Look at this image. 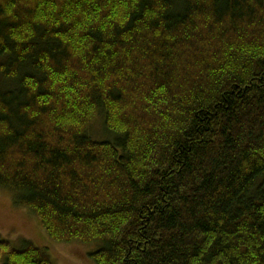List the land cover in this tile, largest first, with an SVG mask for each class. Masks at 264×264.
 Masks as SVG:
<instances>
[{"label": "trees", "instance_id": "obj_1", "mask_svg": "<svg viewBox=\"0 0 264 264\" xmlns=\"http://www.w3.org/2000/svg\"><path fill=\"white\" fill-rule=\"evenodd\" d=\"M0 190L95 264H264V0H0Z\"/></svg>", "mask_w": 264, "mask_h": 264}, {"label": "rangeland", "instance_id": "obj_2", "mask_svg": "<svg viewBox=\"0 0 264 264\" xmlns=\"http://www.w3.org/2000/svg\"><path fill=\"white\" fill-rule=\"evenodd\" d=\"M101 122L99 118L91 125V131L95 135L100 136ZM0 239L8 240L14 247L19 246L22 240H28L37 248L46 249L52 264H95L87 254L93 252L96 246L78 241H52L47 237L38 219L27 208L14 205L11 194L4 190H0Z\"/></svg>", "mask_w": 264, "mask_h": 264}]
</instances>
